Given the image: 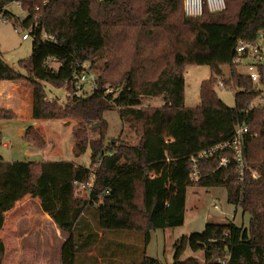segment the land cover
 <instances>
[{
    "label": "trees",
    "instance_id": "obj_1",
    "mask_svg": "<svg viewBox=\"0 0 264 264\" xmlns=\"http://www.w3.org/2000/svg\"><path fill=\"white\" fill-rule=\"evenodd\" d=\"M12 1L0 0V13L30 30L31 54L19 62L23 73L0 58V80L31 86L33 119L77 120L71 130L72 154L80 156L89 148L90 155L88 165L6 161L0 155V231L4 214L30 196L38 198L41 210L67 234L61 264H75L76 254L98 244L107 231H139V264H162L145 255L150 231L183 224L189 186L223 187L227 202L249 215L248 226L232 220L207 222L202 231L183 234L173 243V264H264V109H249L256 86L232 63L239 40L255 41L264 32V0H225L223 10L204 7L196 17L185 15L182 0H20L27 13L22 19L1 10ZM117 24L143 29L144 42L157 50L135 54L117 83L93 73L94 88L78 96L74 76L102 57L106 36ZM42 30L54 40L43 38ZM192 64L208 65L210 76L200 84V104L188 107L183 72ZM221 66L229 67L227 77ZM260 71L264 75V67ZM219 81L234 89L233 106L218 98ZM43 82L65 87V103L48 100ZM154 97L161 99L158 106L143 105L144 98ZM112 109L135 133V143L105 137L104 114ZM14 116L0 109V119ZM244 123L254 135L245 142L243 175L224 148L198 159L201 176L191 180V156L231 140ZM34 128L28 126L24 138L36 145L28 140ZM1 139L0 132V145ZM223 155L231 162L218 166ZM186 249L201 251L203 263L194 256L181 261ZM4 253L0 237V264Z\"/></svg>",
    "mask_w": 264,
    "mask_h": 264
},
{
    "label": "rangeland",
    "instance_id": "obj_2",
    "mask_svg": "<svg viewBox=\"0 0 264 264\" xmlns=\"http://www.w3.org/2000/svg\"><path fill=\"white\" fill-rule=\"evenodd\" d=\"M7 9L20 19L26 16V12L15 2L8 4ZM15 28L17 31H15ZM25 30L12 17L8 21H3L0 13V58L11 68L22 73L25 71L19 62L30 57L32 45L31 37L26 40L21 39V35ZM143 31V29L134 26L114 25L108 36H106L105 47L101 52L102 57L95 60L91 68L85 66L88 68V72L101 75L106 81L117 83L120 76L128 68L130 61L135 58V54L145 56V51L157 50L158 47H152L144 42L145 35ZM158 34L161 36L160 33ZM161 40L163 41L162 37ZM165 53H167V50ZM159 62L152 63V67H155V64ZM237 69L240 72H245L244 66H237ZM221 70L222 75L227 77L229 67L221 66ZM183 76L185 82L184 104L188 107L198 106L200 104V84L203 80L209 78L210 68L208 65H185ZM42 84L48 100H56L61 105L65 103L67 98L65 87L56 88L46 82ZM215 92L225 105H234V89L232 87L225 86L221 88L216 84ZM160 102V97L144 98L143 105L154 107L158 106ZM104 118L108 123V131L105 133V137L122 139L132 143L137 141L135 133L126 124H121L117 110L106 111ZM77 124L78 121L75 119L0 120V129L4 132L1 143H9L8 147L0 145V155L6 161H13V159L40 161L42 158L47 157L52 158L54 161L72 160L78 164L88 165L89 148L80 156L74 157L72 154L74 140L71 130ZM23 125L25 127L27 125L37 126L34 128L35 132L29 135V139L27 138L35 141L36 145L27 144L25 138V141H23L21 137L15 135L16 129ZM81 126L83 127L82 124ZM84 130H87V127H84ZM38 149H45L47 152L41 153ZM28 200L26 201L29 206V212L27 213L32 214L31 218L36 221L37 226L38 215L36 209L38 208L34 207L36 205L35 201ZM22 208L25 207H19L17 212ZM185 208L184 224L175 227L179 229L166 228L150 231V239L144 250L145 255L159 260L162 264H173L172 248L177 235L180 237L183 234L200 232L207 222L232 220L235 224L244 227L249 224V215L242 213L240 207H235L227 202L226 189L223 187L189 186L186 190ZM19 218L24 219L27 217L26 214H22ZM9 219H7L6 227L2 228L0 232V237L5 245L4 258L1 264H14L12 260L14 255L18 256L19 262L22 261L24 264H46L47 259L50 263L55 264L60 260V250L67 237L66 233L57 228L60 233V236H58L55 228H47L46 225L43 228H31L29 224H25L20 219L17 228H8L10 226ZM102 236L101 239H98V244L89 249L80 250L76 254L77 264H88L86 262L88 256L103 259V264H139L143 246L142 233L139 231H107ZM16 251L18 255H16ZM190 256H194L198 262L203 263L204 256L201 251L192 252L188 249L182 255L181 261Z\"/></svg>",
    "mask_w": 264,
    "mask_h": 264
},
{
    "label": "built area",
    "instance_id": "obj_3",
    "mask_svg": "<svg viewBox=\"0 0 264 264\" xmlns=\"http://www.w3.org/2000/svg\"><path fill=\"white\" fill-rule=\"evenodd\" d=\"M21 5L20 0L12 1ZM10 2V3H12ZM8 3V4H10ZM8 4L1 6V10H6ZM183 11L186 16L196 17L200 16L203 12L204 7L210 12H218L226 7L225 0H182ZM38 7H35L37 10ZM27 16V13H26ZM25 16V17H26ZM24 17V18H25ZM3 21H8L9 17L2 15ZM15 31L17 29L15 28ZM41 35L43 38L48 40H54L52 35L42 30ZM30 30L26 29L21 35L22 40L30 38ZM232 63L236 66H244V74L249 77L251 82L256 86L257 95L249 104V109L262 108L264 109V79H262V72L260 69L264 67V32H261L259 38L255 41H243L239 40L235 48V56L232 59ZM243 73V72H242ZM95 76L84 70L80 74L74 76L75 93L79 96L85 90L93 89L95 86ZM219 87H225L226 84L223 81L217 83ZM249 131L247 124H240L235 128L234 135L231 140L216 144L209 149L200 151L196 156H191V165L189 169V177L191 180H198L200 178V171L198 165V159L204 156H209L216 150L227 148L233 156V161L238 168L240 176L243 175L244 169L247 168L245 164V142L248 137L253 136ZM231 162V159L227 155H223L218 160V166H227ZM252 177L255 178L257 175L252 171ZM81 187H84L82 184Z\"/></svg>",
    "mask_w": 264,
    "mask_h": 264
},
{
    "label": "crops",
    "instance_id": "obj_4",
    "mask_svg": "<svg viewBox=\"0 0 264 264\" xmlns=\"http://www.w3.org/2000/svg\"><path fill=\"white\" fill-rule=\"evenodd\" d=\"M0 109L12 111L15 116L14 118H10V119L32 120L33 118H32V88L31 86L25 81L0 80ZM0 120H8V119H0ZM28 126L30 125H27L26 127L24 125L22 127L21 126L18 127L15 131V135L21 137V139L25 141L24 133ZM31 126L37 127L35 125H31ZM0 132L2 136L4 133L3 130L0 129ZM1 146L8 147L9 143L3 142L1 143ZM38 150L41 153L47 152V150L45 149L43 150L38 149ZM13 161L15 160L13 159ZM25 161H28V160H25ZM30 161H33V160H30ZM40 161H54V160L52 158L44 157ZM35 162H39V160ZM29 197L25 196L19 201H17L14 207L4 214V225L2 228L6 227L7 219H9L10 217L9 219L10 226L8 228H17L19 226L18 223L20 219V221L24 222L25 224H29L31 228H43L45 225L47 226V228H55L56 235L60 236V233L58 232V229H57L58 228L57 225L52 221V219L49 217L47 213L41 210L38 198H33V197L29 198ZM28 199L35 201L36 205H34V207L38 208L36 209L37 215H38V218H37L38 225L37 226L35 224L36 221H33V219L31 218L32 214L27 213L29 212V206L26 203ZM22 206L25 208H22L21 210H19V212H17L19 207H22ZM18 213L21 215L26 214L27 218H24V219L19 218L21 215H19ZM185 217H186V210L184 213V220H185ZM184 222L185 221H183V224ZM174 229H179V228H174ZM178 236L179 235L175 237L174 241L177 238H179ZM16 253H17L16 255H18L17 251ZM172 256H173V253H172ZM12 260L14 261V264H24L22 263V261L19 262L20 260L18 256L14 255V258ZM102 261L103 259L101 258H96V260L86 259V262H88V264H92V262L93 264H103ZM46 264H52V263H50L49 259H47ZM55 264H61V260H59ZM75 264H77V260L75 261Z\"/></svg>",
    "mask_w": 264,
    "mask_h": 264
}]
</instances>
